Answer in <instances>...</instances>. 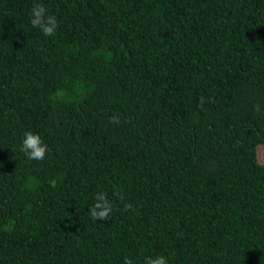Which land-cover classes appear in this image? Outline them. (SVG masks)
I'll return each instance as SVG.
<instances>
[{
  "label": "trees",
  "instance_id": "16d2710c",
  "mask_svg": "<svg viewBox=\"0 0 264 264\" xmlns=\"http://www.w3.org/2000/svg\"><path fill=\"white\" fill-rule=\"evenodd\" d=\"M260 145L264 0H0V264H264Z\"/></svg>",
  "mask_w": 264,
  "mask_h": 264
},
{
  "label": "clouds",
  "instance_id": "9594fccd",
  "mask_svg": "<svg viewBox=\"0 0 264 264\" xmlns=\"http://www.w3.org/2000/svg\"><path fill=\"white\" fill-rule=\"evenodd\" d=\"M31 24L34 28H39L43 35L52 37L55 35L56 30L59 28V21L55 15H50L46 6L43 3H35L31 9ZM258 110V109H257ZM113 122H118L115 118ZM25 139L22 141L20 150L24 153L28 160L43 161L48 146L43 143L39 134L32 131L24 133ZM53 184L55 181L52 182ZM123 196L120 199L123 200ZM95 203L90 209L91 218L96 220H107L113 212V205L107 199V193L98 192L95 196ZM132 210L131 204L124 206V211ZM124 264H134L130 257H125ZM144 264H169V260L164 255H157L156 257H145Z\"/></svg>",
  "mask_w": 264,
  "mask_h": 264
},
{
  "label": "rangeland",
  "instance_id": "374dc122",
  "mask_svg": "<svg viewBox=\"0 0 264 264\" xmlns=\"http://www.w3.org/2000/svg\"><path fill=\"white\" fill-rule=\"evenodd\" d=\"M257 156L260 164H264V145L257 147Z\"/></svg>",
  "mask_w": 264,
  "mask_h": 264
}]
</instances>
